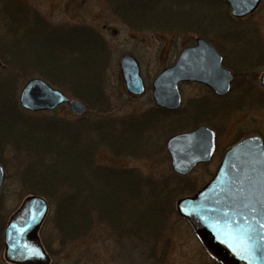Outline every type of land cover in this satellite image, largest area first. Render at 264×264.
I'll return each instance as SVG.
<instances>
[{"label":"trees","instance_id":"trees-1","mask_svg":"<svg viewBox=\"0 0 264 264\" xmlns=\"http://www.w3.org/2000/svg\"><path fill=\"white\" fill-rule=\"evenodd\" d=\"M104 1L133 29L147 26L150 17L153 21L162 13H175L183 28L190 26L197 4L202 10L197 9L195 26L209 27L216 22L211 11L222 4L217 0ZM192 32L219 48L205 31L194 28ZM110 60L107 41L92 27L51 24L22 0H0V163L7 170L1 156V148L7 147L17 156V170L22 169L24 196L37 194L48 200L50 214L40 238L50 255L55 253L54 241L63 248L104 226L116 243L142 247L159 261L166 255L167 221L177 215L174 204L196 190L190 177L169 172L154 178L136 169L103 166L96 161L98 150L147 159L164 147L168 137L198 125H208L219 134L232 111L254 106L261 98L253 97V83L242 88L241 74L234 71L232 92L226 97L205 88L203 96L188 98L178 112L150 105L116 116L106 85ZM29 75L81 100L86 115H95L62 119L23 110L14 89L20 77ZM47 225L53 237L44 231ZM4 227L0 228V250Z\"/></svg>","mask_w":264,"mask_h":264},{"label":"rangeland","instance_id":"rangeland-1","mask_svg":"<svg viewBox=\"0 0 264 264\" xmlns=\"http://www.w3.org/2000/svg\"><path fill=\"white\" fill-rule=\"evenodd\" d=\"M22 1L34 8L51 24H84L103 36L111 51L106 85L109 87L107 93L111 97V106L116 116H122L133 110L137 111V109L145 110L153 103L150 90H146L138 97L130 96L126 92L119 68L121 56L131 54L135 57L139 64L141 77L148 85L163 68L174 62L179 50L194 43L198 36L192 32L194 28L205 31L209 39L219 46L218 49L225 55L227 65L237 74H241V87L254 84L252 95L257 99L261 98V101L249 108L234 110L223 120L219 128L217 151L212 161L197 166L193 172L189 173L194 188L198 189L210 178L223 151L235 140L253 134L261 135L264 139V99H262L264 88L259 82V77L264 72V0L258 5L256 13L244 20L233 19V21L229 18L227 9L222 5H217V9L211 11L216 19L212 26L204 27L202 23L195 26L199 21L194 22L193 19L196 18L199 10H202L197 4L191 15L190 26L183 28V24L177 21L178 16L175 13H162L161 18L154 17L152 21L150 17L147 26L134 29L123 23V20L104 0ZM181 9L182 7L179 10ZM179 19L183 20L181 17ZM29 76L20 77L15 85L14 90L18 103L21 89L29 79L33 78ZM204 90L205 88L200 84H183L180 91L183 102L188 98L203 96ZM68 107L69 105L65 103L55 110L56 113L52 114L53 111L45 113H51L49 116H54V118L73 119L77 117ZM93 115L95 114L89 112L86 116L92 117ZM40 117L43 118L45 115ZM166 141L163 148L147 159L132 156L116 157L108 149L100 148L96 161L103 166L136 169L145 176L164 177L173 172L166 150ZM1 150L3 151L2 160L7 165V170L5 183L0 191V228L6 225L9 215L24 198L21 187L22 169L17 170L20 165L15 164L17 156L8 151L7 147ZM167 224L168 229L163 236L167 241V245L163 246L166 247V255L163 259L160 257L159 261L150 258L142 247L132 248L128 244L116 243L107 228L101 226L94 229L86 238L69 243L63 248H60L57 241H54L52 247L55 253L51 255V264H216L185 220L174 214L168 219ZM44 231L50 237L55 235L49 225L44 227ZM2 254H4V246L0 250V264H9Z\"/></svg>","mask_w":264,"mask_h":264},{"label":"water","instance_id":"water-1","mask_svg":"<svg viewBox=\"0 0 264 264\" xmlns=\"http://www.w3.org/2000/svg\"><path fill=\"white\" fill-rule=\"evenodd\" d=\"M234 17L253 12L261 0H223ZM174 64L152 81V99L158 108L178 111L181 83H200L216 95L229 93L233 74L223 67V57L204 38L180 50ZM136 59L126 54L119 66L126 90L144 92ZM264 87V73L260 77ZM20 105L29 111L54 110L64 103L75 115H83L84 104L50 86L43 78H32L21 89ZM216 134L201 125L170 137L166 149L171 167L187 175L198 164L209 163L216 150ZM0 164V187L4 181ZM177 213L221 264H264V139L245 137L228 147L212 177L191 196L180 198ZM49 211L41 196L29 195L9 218L3 234L4 259L10 264H49L50 257L40 243L39 231Z\"/></svg>","mask_w":264,"mask_h":264},{"label":"flooded vegetation","instance_id":"flooded-vegetation-1","mask_svg":"<svg viewBox=\"0 0 264 264\" xmlns=\"http://www.w3.org/2000/svg\"><path fill=\"white\" fill-rule=\"evenodd\" d=\"M262 1H263V0H261V1L259 2L258 5H260ZM258 5H257V8H256L253 12H251L252 14H250V15H248V16H245L244 18H242V20L247 19L248 17H250V16H252L254 13H256V11H257V9H258V7H259ZM224 7H225V8L227 9V11H228V13H227L228 16H231V15H230L231 12H230L229 6H228L227 4H225ZM231 19L233 20L234 18L231 17ZM234 20L237 21L238 19H234ZM234 20H233V21H234ZM243 32H244V31H243ZM12 213H13V212H12ZM12 213H11V214H12ZM9 216H10V215H9Z\"/></svg>","mask_w":264,"mask_h":264},{"label":"bare ground","instance_id":"bare-ground-1","mask_svg":"<svg viewBox=\"0 0 264 264\" xmlns=\"http://www.w3.org/2000/svg\"><path fill=\"white\" fill-rule=\"evenodd\" d=\"M213 23H215V22L213 21Z\"/></svg>","mask_w":264,"mask_h":264}]
</instances>
